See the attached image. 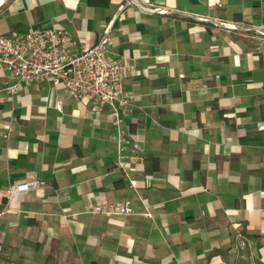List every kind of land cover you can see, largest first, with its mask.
<instances>
[{
	"label": "crops",
	"instance_id": "crops-1",
	"mask_svg": "<svg viewBox=\"0 0 264 264\" xmlns=\"http://www.w3.org/2000/svg\"><path fill=\"white\" fill-rule=\"evenodd\" d=\"M120 1L4 0L0 34L59 26L77 53ZM154 2L169 13L127 8L110 43L138 72L125 122L142 162L118 164L109 108L49 79L12 95L0 67V264H264V36L245 28L264 27V0ZM35 178L45 187L7 197ZM121 199L133 215L92 212Z\"/></svg>",
	"mask_w": 264,
	"mask_h": 264
},
{
	"label": "built area",
	"instance_id": "built-area-1",
	"mask_svg": "<svg viewBox=\"0 0 264 264\" xmlns=\"http://www.w3.org/2000/svg\"><path fill=\"white\" fill-rule=\"evenodd\" d=\"M4 0H0V4ZM120 7L107 24L98 42L74 53L76 42L68 30L59 26L33 28L27 33L0 34V67L16 79L8 86L14 95L20 85H30L35 80L49 79L55 86H63L76 100H89L95 106L110 109L116 128L115 140L118 145L117 162L121 166L127 159L144 160L140 144L133 140L127 130L125 117L132 103L133 95L126 90L124 81L129 71L138 74L135 64L126 56H116L110 51V43L115 32L123 30L125 10L139 7L150 13H169L170 9L157 6L154 0H121ZM198 19L210 21L226 30H236L238 23L219 18L197 15ZM264 36V27L246 26ZM6 137L9 133L5 134ZM138 162V163H139ZM46 182L35 178L10 184L7 197L45 187ZM94 214L105 216H129L135 213L132 200L121 199L100 203L92 209ZM143 215H153L149 205H145ZM1 250V244H0Z\"/></svg>",
	"mask_w": 264,
	"mask_h": 264
},
{
	"label": "trees",
	"instance_id": "trees-1",
	"mask_svg": "<svg viewBox=\"0 0 264 264\" xmlns=\"http://www.w3.org/2000/svg\"><path fill=\"white\" fill-rule=\"evenodd\" d=\"M110 3V0H89V4L97 7H105ZM110 18H108V21ZM253 238L261 239L260 234H250Z\"/></svg>",
	"mask_w": 264,
	"mask_h": 264
}]
</instances>
